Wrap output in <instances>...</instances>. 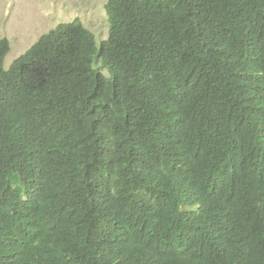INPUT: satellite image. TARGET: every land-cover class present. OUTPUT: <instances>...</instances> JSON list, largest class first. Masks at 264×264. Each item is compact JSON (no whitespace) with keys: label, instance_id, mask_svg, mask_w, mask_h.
<instances>
[{"label":"trees","instance_id":"trees-1","mask_svg":"<svg viewBox=\"0 0 264 264\" xmlns=\"http://www.w3.org/2000/svg\"><path fill=\"white\" fill-rule=\"evenodd\" d=\"M105 9L0 40V264H264V0Z\"/></svg>","mask_w":264,"mask_h":264},{"label":"rangeland","instance_id":"rangeland-1","mask_svg":"<svg viewBox=\"0 0 264 264\" xmlns=\"http://www.w3.org/2000/svg\"><path fill=\"white\" fill-rule=\"evenodd\" d=\"M110 0H0V40L10 53L5 68L24 55L40 38L61 24L80 19L100 40L109 38L105 6Z\"/></svg>","mask_w":264,"mask_h":264}]
</instances>
